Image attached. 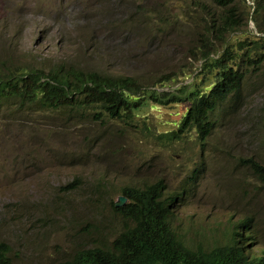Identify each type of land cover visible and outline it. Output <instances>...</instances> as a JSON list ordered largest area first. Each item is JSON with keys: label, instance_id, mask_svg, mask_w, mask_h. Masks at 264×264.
Returning <instances> with one entry per match:
<instances>
[{"label": "rangeland", "instance_id": "1", "mask_svg": "<svg viewBox=\"0 0 264 264\" xmlns=\"http://www.w3.org/2000/svg\"><path fill=\"white\" fill-rule=\"evenodd\" d=\"M254 1L237 4L243 25L231 41L258 36ZM220 13L210 0H0V63L70 66L143 85L185 73L184 85L199 72L202 26L209 16L217 25ZM214 35L209 41L221 52ZM263 68L247 67L238 101L225 105L203 142L193 131L173 141L158 137L175 129L184 105H147L134 126L4 110L0 246L7 252L0 264H56L81 249L109 247L129 226L112 210L122 190L156 182L165 197L176 196L169 223L186 245L209 250L233 231L245 235L235 228L247 218L246 251L260 256L264 186L246 160L264 165Z\"/></svg>", "mask_w": 264, "mask_h": 264}, {"label": "trees", "instance_id": "2", "mask_svg": "<svg viewBox=\"0 0 264 264\" xmlns=\"http://www.w3.org/2000/svg\"><path fill=\"white\" fill-rule=\"evenodd\" d=\"M210 1L221 13L217 25L209 16L202 26L199 41L204 50L198 53L201 65L192 82L180 84L185 80L182 79L185 73L158 75L143 85L130 76H109L70 66L61 65L45 71L0 63V114L6 109L26 115L57 113L72 120L88 118L100 123L111 120L134 126L137 112L147 105H184L175 129L158 137L173 141L186 131H193L199 140L205 141L216 116L228 108L225 105L231 103L229 107H234L238 101L247 67H264V0H255L253 4L251 19L258 36L232 41L230 34L243 25L236 7L244 0ZM212 34L223 45L221 52L212 48V41H209ZM209 76L210 83H200L207 81ZM158 87L170 90L158 92ZM246 162L264 186V165L252 159ZM185 191L188 190L180 194ZM121 197L125 198L124 205L120 208L112 205V210L129 226L109 247L81 249L69 260L56 264H264V252L256 256L246 251L244 241L252 236L250 219L241 220L235 228H244L245 235L233 231L226 242L209 250L193 249L170 226V207L176 196L165 197L161 182L143 188H124ZM6 252L7 249L0 246L1 263Z\"/></svg>", "mask_w": 264, "mask_h": 264}, {"label": "water", "instance_id": "3", "mask_svg": "<svg viewBox=\"0 0 264 264\" xmlns=\"http://www.w3.org/2000/svg\"><path fill=\"white\" fill-rule=\"evenodd\" d=\"M125 203V198L119 197L118 200L115 202L114 207L120 208Z\"/></svg>", "mask_w": 264, "mask_h": 264}]
</instances>
